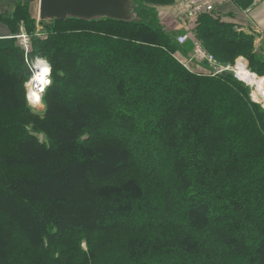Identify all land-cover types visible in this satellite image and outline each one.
<instances>
[{
    "label": "trees",
    "instance_id": "obj_1",
    "mask_svg": "<svg viewBox=\"0 0 264 264\" xmlns=\"http://www.w3.org/2000/svg\"><path fill=\"white\" fill-rule=\"evenodd\" d=\"M130 1L132 20L41 22L40 111L16 39L35 18L1 17L0 264H264V108L232 73L182 63L198 40L262 78L264 55L214 11L180 45L157 10L175 0Z\"/></svg>",
    "mask_w": 264,
    "mask_h": 264
},
{
    "label": "crops",
    "instance_id": "obj_2",
    "mask_svg": "<svg viewBox=\"0 0 264 264\" xmlns=\"http://www.w3.org/2000/svg\"><path fill=\"white\" fill-rule=\"evenodd\" d=\"M23 4L28 5L30 15L36 18L39 0H0V39L11 35L7 26L1 22V17H9L16 6ZM157 10L161 24L166 29L187 33V21L190 18L184 12L189 10L184 0H175L173 4L158 7ZM215 12L222 20L234 23L237 31L254 36L255 49L264 55V0H253L248 8L238 6L236 0H217ZM19 33H24L22 27Z\"/></svg>",
    "mask_w": 264,
    "mask_h": 264
},
{
    "label": "built area",
    "instance_id": "obj_3",
    "mask_svg": "<svg viewBox=\"0 0 264 264\" xmlns=\"http://www.w3.org/2000/svg\"><path fill=\"white\" fill-rule=\"evenodd\" d=\"M216 1L217 0H184V4L189 9V18L197 19L198 16L201 14L211 13L213 11L215 12ZM16 39L21 49H23L24 52L26 53V56H28L30 47L32 45L31 37L24 33H19L16 35ZM187 40H188L187 35H179L177 37V42L180 45L186 43ZM192 45H193V50L191 56L188 59L182 61L184 67L187 68L188 66H190L191 63L196 61V62H204L208 64V66L212 69L213 74L215 75L223 72H230L233 74L236 80L244 83L246 86H248L251 89L250 96L252 101L260 105V103L255 101L252 97V92H253L252 87L249 86L245 81H243L238 74L237 66L239 63L244 64L245 68L248 70V64L244 58L242 57L237 58L233 65L222 66L217 62V60L214 58L212 54H210L205 50V48L203 47L200 41L193 40ZM30 59L31 58H27L30 75L24 84L25 99L28 106H30L32 109H36L37 107L42 106L43 95L45 93L46 88L50 85L51 68L50 65L42 58L35 57L34 60H30ZM46 69L47 71H45ZM251 74L255 75L253 73Z\"/></svg>",
    "mask_w": 264,
    "mask_h": 264
},
{
    "label": "water",
    "instance_id": "obj_4",
    "mask_svg": "<svg viewBox=\"0 0 264 264\" xmlns=\"http://www.w3.org/2000/svg\"><path fill=\"white\" fill-rule=\"evenodd\" d=\"M127 13L125 18L118 16ZM67 17L79 19L111 18L117 20H132L130 0H39L38 20H65ZM41 110V107H37Z\"/></svg>",
    "mask_w": 264,
    "mask_h": 264
},
{
    "label": "rangeland",
    "instance_id": "obj_5",
    "mask_svg": "<svg viewBox=\"0 0 264 264\" xmlns=\"http://www.w3.org/2000/svg\"><path fill=\"white\" fill-rule=\"evenodd\" d=\"M184 12H187V15H189V10H184ZM38 13V12H37ZM126 15H127V13H120V14H118V16L119 17H121V18H125L126 17ZM195 20L196 19H191L190 18V20L189 21H187V26H189V27H187V33H185V32H179V31H177L178 32V36L179 35H187L188 36V40H189V36H190V34H191V30H192V28L194 27V23H195ZM24 34H26V35H28V36H32L33 38H37L38 40H45V38H46V32H45V30H44V28H43V25L41 24V21H38V14H37V17L35 18V29H34V31L32 32V35H30L29 33H27V32H24ZM177 36V37H178ZM31 37V38H32ZM20 47V46H19ZM20 50H21V52H22V54H23V59H24V63L26 64V66H27V68L29 69V64H28V61H27V58H31L30 60H34L35 59V57H33L32 55H33V44L31 45V47H30V50H29V53H28V56H26V53L24 52V50L23 49H21V47H20ZM247 62V61H246ZM248 64V63H247ZM244 65V64H243ZM222 66H227V65H222ZM245 66V65H244ZM244 70H242V72H243ZM263 79V78H262ZM253 89H255V87H253ZM255 101H257V102H259L260 103V105L264 108V102H262L261 100H257V99H255V98H253ZM44 109V104H43V101H42V106H41V110H43ZM39 138L42 140V137H40L39 136Z\"/></svg>",
    "mask_w": 264,
    "mask_h": 264
},
{
    "label": "bare ground",
    "instance_id": "obj_6",
    "mask_svg": "<svg viewBox=\"0 0 264 264\" xmlns=\"http://www.w3.org/2000/svg\"><path fill=\"white\" fill-rule=\"evenodd\" d=\"M238 74L240 78L245 81L249 86L255 87L252 92V97L264 102V78L256 77L252 75L243 64L239 63L237 66ZM242 70H244L242 72Z\"/></svg>",
    "mask_w": 264,
    "mask_h": 264
},
{
    "label": "snow or ice",
    "instance_id": "obj_7",
    "mask_svg": "<svg viewBox=\"0 0 264 264\" xmlns=\"http://www.w3.org/2000/svg\"><path fill=\"white\" fill-rule=\"evenodd\" d=\"M45 71H47V69Z\"/></svg>",
    "mask_w": 264,
    "mask_h": 264
}]
</instances>
